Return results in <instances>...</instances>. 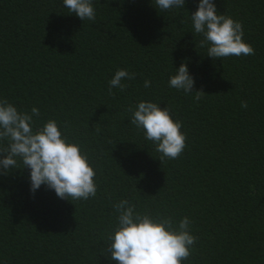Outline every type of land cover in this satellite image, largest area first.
<instances>
[{"label":"trees","instance_id":"obj_1","mask_svg":"<svg viewBox=\"0 0 264 264\" xmlns=\"http://www.w3.org/2000/svg\"><path fill=\"white\" fill-rule=\"evenodd\" d=\"M92 2L95 21L63 0H0V99L38 108L34 127L54 119L88 154L97 185L87 200L44 185L32 193L18 159L0 174V264H116L101 251L124 199L139 213L188 217L197 240L183 264H264V0H213L255 53L220 60L193 30L199 0L168 11L155 0ZM182 62L206 93L199 101L168 84ZM118 69L135 78L109 94ZM140 101L181 121L179 158L161 159L131 123Z\"/></svg>","mask_w":264,"mask_h":264},{"label":"clouds","instance_id":"obj_2","mask_svg":"<svg viewBox=\"0 0 264 264\" xmlns=\"http://www.w3.org/2000/svg\"><path fill=\"white\" fill-rule=\"evenodd\" d=\"M186 0H155V7L161 11L184 8ZM69 12L81 21H95L96 11L92 0H63ZM190 19L193 30L200 35V46H207V56L215 59L230 56L254 55V48L243 39L242 23L231 16L217 11L213 0H199ZM135 73L118 69L109 81V94L113 88L123 91L124 79H134ZM194 78L189 74L187 64L182 62L170 75L171 88L185 94L194 93L196 101L206 94L194 90ZM144 86L150 87L148 80ZM247 108V103H241ZM131 123L142 129L145 139L155 145L161 159H177L186 147V135L180 129L182 123L173 120L168 107L161 108L152 101H140L129 106ZM40 112L32 107L31 112L20 111L6 98L0 99V174L6 175L18 169V159L29 169L30 191L35 193L41 185L54 190L60 199L87 200L95 197L96 172L89 163L88 154L77 142L69 141L60 126L49 118L39 127H34L33 117ZM116 225L107 236V245L102 254H110L116 264H183L191 253L197 237L191 234L188 217L175 223L169 216L139 213L128 200L113 205Z\"/></svg>","mask_w":264,"mask_h":264}]
</instances>
